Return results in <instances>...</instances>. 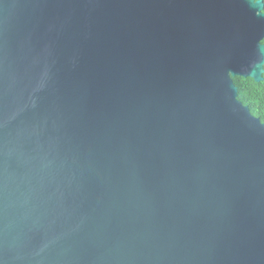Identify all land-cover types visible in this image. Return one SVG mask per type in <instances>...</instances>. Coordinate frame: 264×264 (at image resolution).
<instances>
[{"label": "water", "instance_id": "obj_1", "mask_svg": "<svg viewBox=\"0 0 264 264\" xmlns=\"http://www.w3.org/2000/svg\"><path fill=\"white\" fill-rule=\"evenodd\" d=\"M264 0H0V264H264Z\"/></svg>", "mask_w": 264, "mask_h": 264}, {"label": "trees", "instance_id": "obj_2", "mask_svg": "<svg viewBox=\"0 0 264 264\" xmlns=\"http://www.w3.org/2000/svg\"><path fill=\"white\" fill-rule=\"evenodd\" d=\"M234 82L238 86V98L264 122V80L256 82L250 77L236 76Z\"/></svg>", "mask_w": 264, "mask_h": 264}]
</instances>
